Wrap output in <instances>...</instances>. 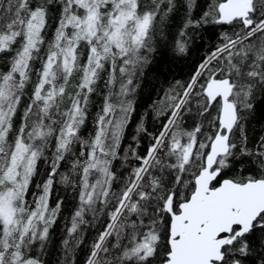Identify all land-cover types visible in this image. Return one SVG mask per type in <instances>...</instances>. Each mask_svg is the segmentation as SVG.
<instances>
[{"label":"trees","instance_id":"obj_1","mask_svg":"<svg viewBox=\"0 0 264 264\" xmlns=\"http://www.w3.org/2000/svg\"><path fill=\"white\" fill-rule=\"evenodd\" d=\"M226 1L0 0V264L165 263L168 200L179 213L225 134L212 79L238 116L212 187L264 178V0L229 23ZM223 252L264 264V214Z\"/></svg>","mask_w":264,"mask_h":264},{"label":"water","instance_id":"obj_2","mask_svg":"<svg viewBox=\"0 0 264 264\" xmlns=\"http://www.w3.org/2000/svg\"><path fill=\"white\" fill-rule=\"evenodd\" d=\"M252 2L227 0L219 7L222 21L247 19ZM232 92L233 85L228 78L212 79L206 86L208 97L221 101L220 121L225 134L219 133L213 140L205 168L195 179V191L181 204L179 213L172 212V199L168 200L170 253L163 264H220L223 248L233 241L229 239L233 228L239 226L237 235L243 236L264 213V180L237 183L225 179L217 187H211L218 177L213 168L218 158L227 153L231 132L238 120L231 101Z\"/></svg>","mask_w":264,"mask_h":264},{"label":"rangeland","instance_id":"obj_3","mask_svg":"<svg viewBox=\"0 0 264 264\" xmlns=\"http://www.w3.org/2000/svg\"><path fill=\"white\" fill-rule=\"evenodd\" d=\"M93 17H94L93 14L89 16V19L87 20L89 23L88 27H90V25L91 26L93 25V23H92ZM145 26H146V22H144L141 25V30H143L145 28ZM37 29L39 31L40 26H38ZM5 112H6V109L1 107V103H0V127H1V124H2L3 118H4L3 113L4 114L7 113V112L6 113ZM7 135H8V132H0L1 138L2 137L6 138ZM17 161L18 160L16 158L13 159V163H12L11 171H10L11 174L16 171L15 166L18 165ZM11 180L13 181L14 179H11ZM13 184H14V182H13ZM13 184H12V186H14ZM14 193H15V191L13 189L8 190V188L6 186V182L1 183V185H0V219L7 226L12 224V222H13V217H14V212H15L14 201L16 198V195Z\"/></svg>","mask_w":264,"mask_h":264},{"label":"flooded vegetation","instance_id":"obj_4","mask_svg":"<svg viewBox=\"0 0 264 264\" xmlns=\"http://www.w3.org/2000/svg\"><path fill=\"white\" fill-rule=\"evenodd\" d=\"M216 171H217V170H216ZM218 175H219V174H218ZM259 180H264V178H260ZM213 183H214V182H213ZM213 183H212V185H213ZM220 183H221V182H220ZM216 187H217V186H216ZM263 214H264V213H263ZM263 214H261V215L259 216V218L254 222V224L252 225V229H253V227L255 226V223H256V222H257V221L263 216ZM252 229H251V230H252ZM239 230H240V227H239V226L234 227V228H233V231H232V234H231V236H230V238H232V237L235 238V237L237 236L236 234L238 233ZM251 230H250V231H251ZM250 231H249V232H250ZM249 232H248V233H249ZM246 234H247V233H246ZM244 235H245V234H244ZM244 235H243V236H244ZM220 264H224V256H223V260H222V262H221Z\"/></svg>","mask_w":264,"mask_h":264},{"label":"bare ground","instance_id":"obj_5","mask_svg":"<svg viewBox=\"0 0 264 264\" xmlns=\"http://www.w3.org/2000/svg\"><path fill=\"white\" fill-rule=\"evenodd\" d=\"M158 1H159V0H158ZM160 1H161V0H160ZM150 2H151V1H150ZM158 3H159V2H158ZM150 4H151V3H150ZM156 5H157V4H156ZM145 6H147V5H145ZM158 6H159V4H158ZM157 13H158V12H157ZM151 14H152V13H151ZM31 19H32V18H31ZM29 22H30V21H29ZM64 25H65V24H64ZM65 27H66V26H65ZM66 33H67V32H66ZM28 35H29V34H28ZM231 45H232V44H231ZM99 64H100V63H99ZM75 72H76V71H75ZM55 76H56V74H55ZM57 76H59V75L57 74ZM57 76H56V77H57ZM56 77H54V78L56 79ZM57 78H59V77H57ZM56 80L58 81V79H56ZM80 80H81V79H80ZM54 81H55V80H54ZM54 81H53V82H54ZM40 83H41V82H40ZM55 84H56V83H55ZM47 87H48V86H47ZM56 87H58V86H56ZM15 88H16V87H15ZM64 88H65V87H64ZM43 89H44V88H43ZM46 89H47V88H46ZM46 89H45V90H46ZM53 90H54V89H53ZM56 90H57V89H56ZM62 90H64V89H62ZM16 92H17V91H16ZM33 92H34V91H33ZM33 92H32V94H33ZM54 92H55V91H54ZM42 93H43V92H42ZM56 93H57V92H56ZM30 95H31V94H30ZM41 95H43V94H41ZM54 96H56V95H54ZM37 97H38V96H37ZM28 98H29V97H28ZM54 98H55V97H54ZM54 98H53V99H54ZM38 99H39V98H38ZM56 99H57V97H56ZM29 100H30V99H29ZM31 100H33V99H31ZM31 100H30V101H31ZM20 102H21V101H20ZM35 102H37V101H35ZM39 103H40V102H39ZM246 103H247V102H246ZM43 104H44V103H43ZM28 105H29V104H28ZM37 105H38V104H37ZM246 105H247V104H246ZM29 106H30V105H29ZM38 106H40V105H38ZM19 107H20V106H19ZM19 107H18V108H19ZM36 107H37V106H36ZM40 108H41V107H40ZM36 109H37V108H36ZM31 110H32V109H31ZM42 111H43V110H42ZM45 111H46V110H45ZM32 112H33V111H32ZM30 114H31V113H30ZM32 114H35V115H36L37 113H34V112H33ZM28 115H29V114H28ZM35 115H32V116L35 117ZM29 116H31V115H29ZM27 118H28V117H27ZM30 118H31V117H30ZM32 118H33V117H32ZM28 121H29V119H28ZM32 121H33V120H32ZM31 123H32V122H31ZM77 125H78V124H77ZM23 130H24V129H23ZM24 132H25V131H24ZM222 253L224 254L223 251H222Z\"/></svg>","mask_w":264,"mask_h":264}]
</instances>
